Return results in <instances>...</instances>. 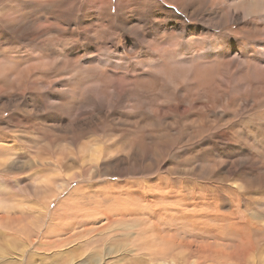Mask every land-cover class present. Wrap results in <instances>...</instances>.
Instances as JSON below:
<instances>
[{
  "label": "rangeland",
  "instance_id": "374dc122",
  "mask_svg": "<svg viewBox=\"0 0 264 264\" xmlns=\"http://www.w3.org/2000/svg\"><path fill=\"white\" fill-rule=\"evenodd\" d=\"M229 1L0 0V264L264 263V13Z\"/></svg>",
  "mask_w": 264,
  "mask_h": 264
},
{
  "label": "bare ground",
  "instance_id": "6f19581e",
  "mask_svg": "<svg viewBox=\"0 0 264 264\" xmlns=\"http://www.w3.org/2000/svg\"><path fill=\"white\" fill-rule=\"evenodd\" d=\"M173 1V0H172ZM231 2H239V1H242L243 2V0H230ZM229 1V2H230ZM244 3V2H243ZM246 5H244V7H243V9H242V13H243V16H250V15H259V14H263L264 13V1H261V0H249L248 2H246L245 3ZM190 15H191V13H189ZM263 21H264V19H263ZM223 23H225V22H223ZM192 42V41H191ZM193 46V45H192ZM87 91V90H86ZM188 109V108H187ZM153 115V114H152ZM103 157V152L101 151V149H100V147L99 146H95L93 149H92V151L89 153V155L87 156V161L89 162V164L91 165V166H95L99 161H100V159ZM82 158L84 159V154H82ZM17 161V160H16ZM18 164V163H17ZM113 166H115V164L113 165ZM115 168H116V166H115ZM82 176V175H81ZM109 179V178H108ZM50 180H51V178H50ZM49 180V178H46L44 181H42L43 182V184L45 185V186H47V185H49V184H51L52 182ZM114 181V180H113ZM112 183H110V185H111ZM114 184V183H113ZM112 184V185H113ZM66 186V185H65ZM64 186V188L62 187V190L59 192V193H57L56 195H54L55 197L58 195V194H60L66 187ZM158 187V186H157ZM82 188H84V186L82 187ZM102 188V187H101ZM113 188V187H112ZM32 189H34V191H35V194H40V189H41V187L40 186H38L37 184H34L33 185V188ZM161 190V189H160ZM72 191V190H71ZM70 191V192H71ZM166 191V190H165ZM182 191V190H181ZM79 192V191H78ZM171 192V191H170ZM72 193H76V191H74V192H72ZM172 193V192H171ZM111 194H113V193H111ZM168 194V193H167ZM201 194V193H200ZM71 195V194H70ZM133 195H134V193L132 192L129 196H131V197H133ZM172 197V196H171ZM184 197V196H183ZM53 198V197H52ZM52 198H49L48 199V201H47V203H46V205L44 206V212L43 213H41L39 216H40V220H39V223H40V225L38 226V228H37V230H35V232H36V234H38L39 232H38V230H39V228L40 227H42L41 225H42V222H43V220H44V218H45V216H46V213H47V211H48V207H49V205H50V203H51V199ZM134 198V197H133ZM173 198V197H172ZM169 200V199H168ZM185 201V200H184ZM183 201V202H184ZM198 201V200H197ZM155 203V202H154ZM197 204H198V202H197ZM208 204V203H207ZM60 205V204H59ZM122 205V204H121ZM193 205H194V203H193ZM196 205V204H195ZM194 205V206H195ZM220 205V204H219ZM113 206V205H112ZM148 206V205H147ZM58 207V206H57ZM129 207V206H128ZM213 207H214V205H213ZM233 207V206H232ZM10 208H11V204L9 205V203L7 204H5V203H2V202H0V211H8V210H10ZM125 207H121V209H124ZM150 208V207H149ZM120 209V210H121ZM177 209V208H176ZM156 210V209H155ZM201 210H203V209H200V211ZM205 210V209H204ZM54 211H56V210H54ZM123 211V210H122ZM121 211V212H122ZM195 211H197V209L195 208ZM194 211V212H195ZM158 212V211H157ZM163 212V211H162ZM198 212H199V210H198ZM202 212V211H201ZM116 213V212H115ZM146 213V212H145ZM151 213V212H150ZM184 213V212H183ZM207 213H208V211H207ZM199 214V213H198ZM202 214V213H201ZM204 214V213H203ZM206 214V213H205ZM231 214V213H230ZM230 214H228V215H230ZM50 216H49V221H48V224L46 225V228H44V229H46L45 230V232L43 231V233L44 234H41L42 235V237H44V236H46V234L48 233V231L49 230H51L52 231V227H53V223L55 222V217H56V212H52V214H49ZM121 215V214H120ZM147 215V214H146ZM154 215H156V214H154ZM158 215V214H157ZM159 215H161L160 213H159ZM193 215V214H192ZM250 215L254 218L255 217V214H253V213H250ZM134 216V215H133ZM169 216V215H168ZM195 216H196V214H195ZM223 216V215H222ZM226 216H227V214H226ZM202 217V216H201ZM228 217V221H229V216H227ZM252 217H249V219L251 220L252 219ZM173 218V217H172ZM236 218V217H235ZM193 219V218H192ZM233 219H234V217H233ZM187 220H188V218H187ZM195 220V219H194ZM193 220V221H194ZM229 222H231V221H229ZM232 226V225H231ZM240 227V226H239ZM243 227V226H242ZM233 228H234V226H233ZM62 230V229H61ZM235 231L237 232V233H239L238 231H239V228H238V225H237V227L235 228ZM52 233V232H51ZM242 237H243V239L245 240L246 238L244 237V235H243V231H242ZM37 236V235H36ZM48 236V235H47ZM248 240L246 241V243L244 244V248H246L245 249V255H246V257H247V259H249V261H252V260H254L255 259V254H256V251H255V247L253 246V243H251V241L249 240V237L247 238ZM37 240V239H36ZM43 239H40L39 238V242L37 243V245H35V244H30V243H27V242H25L24 241V244H26V245H24L23 246V248L21 249V251H20V257L22 256V254L24 253V252H22V251H26V250H28V248H29V254H31L32 256H33V252L34 251H37L40 247H41V241H42ZM190 241V240H189ZM159 242V241H158ZM165 247V246H164ZM172 249V248H171ZM170 249V250H171ZM207 249V248H206ZM201 250V249H200ZM203 250V249H202ZM208 250V249H207ZM204 251V250H203ZM209 251V250H208ZM211 251H213V250H211ZM214 252V251H213ZM240 255V254H239ZM205 256H206V254H205ZM174 257V256H173ZM15 259H17V258H15V257H11V259L9 260V261H13V260H15ZM195 260V259H194ZM264 260V259H263ZM18 261H20V259H18ZM29 261H31V259H29ZM264 262V261H263ZM73 263V262H72ZM102 263V262H101ZM234 263V262H233ZM98 264V263H97ZM103 264V263H102ZM160 264H177V262L176 261H174V260H169V261H165V262H161ZM264 264V263H263Z\"/></svg>",
  "mask_w": 264,
  "mask_h": 264
},
{
  "label": "snow or ice",
  "instance_id": "6c2138e0",
  "mask_svg": "<svg viewBox=\"0 0 264 264\" xmlns=\"http://www.w3.org/2000/svg\"><path fill=\"white\" fill-rule=\"evenodd\" d=\"M173 10H174L175 13H177L175 9H173ZM182 17L185 19L184 16H182ZM133 25H136V24H132L131 26H133ZM131 26H130V27H131ZM128 28H129V27H128ZM128 28H126L125 31H127ZM128 43H132V41H128ZM258 48H260V49H264V44L259 45ZM234 51H235V49H234ZM230 55H232V54H230ZM233 57H234V56H233ZM262 63H264V62H262ZM116 115H119V113H117Z\"/></svg>",
  "mask_w": 264,
  "mask_h": 264
}]
</instances>
